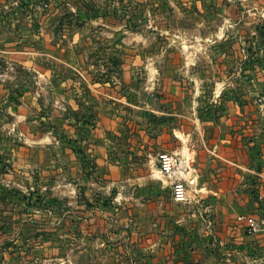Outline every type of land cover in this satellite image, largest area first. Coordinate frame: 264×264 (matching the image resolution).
Wrapping results in <instances>:
<instances>
[{"label": "rangeland", "instance_id": "rangeland-1", "mask_svg": "<svg viewBox=\"0 0 264 264\" xmlns=\"http://www.w3.org/2000/svg\"><path fill=\"white\" fill-rule=\"evenodd\" d=\"M0 83V225L44 214L52 263L156 264L160 237L217 258L238 217L202 189L208 138L264 115V0H0ZM183 147L177 202L157 155Z\"/></svg>", "mask_w": 264, "mask_h": 264}, {"label": "crops", "instance_id": "crops-1", "mask_svg": "<svg viewBox=\"0 0 264 264\" xmlns=\"http://www.w3.org/2000/svg\"><path fill=\"white\" fill-rule=\"evenodd\" d=\"M3 92L4 89L0 83L1 101L4 100L2 99ZM255 118L244 117L243 119L238 116L220 118L222 122L213 127L214 133L208 138V146L211 147L206 154L209 160L205 164L209 172H217L218 177L213 181L204 180L201 183L202 189L210 192L208 193L210 199L218 200L220 207L228 210V214L231 212L238 217L237 227L226 226L224 229L222 239L219 240L221 245L218 247L219 253L216 250L217 258L212 261V256L215 253V249L211 247L212 241L203 244L201 250H197L195 245L192 251L190 250L192 253L190 257L189 255L182 257V254L179 256V253L184 250L177 246L174 247L170 243H160L159 240H162L160 237L159 240L156 238L155 242V250L159 251L156 264H264V230L260 227V221L264 219L261 216L263 209H258L257 204H253L249 194L244 193V188L256 187L260 188V194L264 195L263 142L261 143L263 148L260 146L262 148V151L260 150V159L263 162L260 167L262 174H258L257 177H255L256 175L253 176L254 174L251 177L247 174L243 175L244 171L250 174L255 172L254 168L248 165L247 152L248 144L257 142L252 135L253 131L256 130L255 127L264 131V115H257ZM182 150L187 149L183 147L179 151L180 154H182ZM153 172L156 171L153 170ZM192 172L189 173L184 170L181 178L185 180L192 178ZM164 179L170 184L171 179L167 177ZM223 189L226 190L223 191ZM204 196L206 197L207 194ZM242 202L249 205L246 212L241 209ZM22 215L18 211L10 213L11 218L9 217L8 221L13 220V222L0 225V264H64L61 262L60 256H57L55 263L51 261L53 256L51 252H54L55 249L45 238L44 233H41L46 230L44 214L41 217L33 214L28 218L21 217ZM40 220L43 222L41 223ZM248 225H252L254 231L248 232V235L242 234L240 227L246 229ZM48 227L49 224H47ZM162 234L164 233L162 232ZM206 234L209 233L206 232ZM1 246L4 247L1 248Z\"/></svg>", "mask_w": 264, "mask_h": 264}, {"label": "built area", "instance_id": "built-area-1", "mask_svg": "<svg viewBox=\"0 0 264 264\" xmlns=\"http://www.w3.org/2000/svg\"><path fill=\"white\" fill-rule=\"evenodd\" d=\"M158 172L161 176L171 179V196L174 201L186 202L188 200V183L182 177V155L176 152H161L157 155ZM180 176V178H178ZM260 227L264 230V219L260 221ZM247 232H253L254 227L248 225Z\"/></svg>", "mask_w": 264, "mask_h": 264}, {"label": "bare ground", "instance_id": "bare-ground-1", "mask_svg": "<svg viewBox=\"0 0 264 264\" xmlns=\"http://www.w3.org/2000/svg\"><path fill=\"white\" fill-rule=\"evenodd\" d=\"M185 151V150H184ZM187 155V154H186ZM186 155H185V152H182V160L184 161V159H185V157H186ZM187 158V157H186ZM156 173V172H155Z\"/></svg>", "mask_w": 264, "mask_h": 264}]
</instances>
